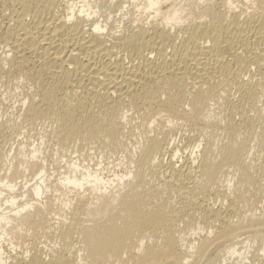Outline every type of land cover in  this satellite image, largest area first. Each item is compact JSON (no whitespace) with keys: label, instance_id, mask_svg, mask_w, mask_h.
Segmentation results:
<instances>
[{"label":"bare ground","instance_id":"6f19581e","mask_svg":"<svg viewBox=\"0 0 264 264\" xmlns=\"http://www.w3.org/2000/svg\"><path fill=\"white\" fill-rule=\"evenodd\" d=\"M0 264H264V0H0Z\"/></svg>","mask_w":264,"mask_h":264},{"label":"rangeland","instance_id":"374dc122","mask_svg":"<svg viewBox=\"0 0 264 264\" xmlns=\"http://www.w3.org/2000/svg\"><path fill=\"white\" fill-rule=\"evenodd\" d=\"M18 96L20 97V95L18 94ZM19 97H17V98H19ZM14 99L16 100V97H14ZM20 139H21V137H20ZM39 140H38V135H32L29 139H28V142H29V145L31 146L33 143H37ZM12 144H17V139L15 140V141H13L12 142ZM114 157V155H112V157H110V158H108V159H106L105 161H113V159H115V157ZM113 158V159H112ZM111 159V160H110Z\"/></svg>","mask_w":264,"mask_h":264}]
</instances>
